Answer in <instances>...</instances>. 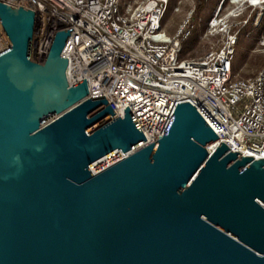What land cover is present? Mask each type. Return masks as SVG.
Listing matches in <instances>:
<instances>
[{
    "label": "water",
    "instance_id": "obj_1",
    "mask_svg": "<svg viewBox=\"0 0 264 264\" xmlns=\"http://www.w3.org/2000/svg\"><path fill=\"white\" fill-rule=\"evenodd\" d=\"M36 22L0 2V264H264V159L218 143L190 102L141 148L130 107L114 119L70 85L72 29L33 60Z\"/></svg>",
    "mask_w": 264,
    "mask_h": 264
},
{
    "label": "built area",
    "instance_id": "obj_2",
    "mask_svg": "<svg viewBox=\"0 0 264 264\" xmlns=\"http://www.w3.org/2000/svg\"><path fill=\"white\" fill-rule=\"evenodd\" d=\"M36 13L33 60L43 63L55 34L71 30L63 51L70 85L87 79L90 98L105 96L114 119L130 107L148 146L164 136L179 103L190 102L233 152L264 159V67L235 78L238 32L214 15L204 38L221 35L201 58L181 59L195 31L194 12L174 35L164 29L171 0H0ZM11 43L0 23V53ZM37 55V56H34Z\"/></svg>",
    "mask_w": 264,
    "mask_h": 264
},
{
    "label": "rangeland",
    "instance_id": "obj_3",
    "mask_svg": "<svg viewBox=\"0 0 264 264\" xmlns=\"http://www.w3.org/2000/svg\"><path fill=\"white\" fill-rule=\"evenodd\" d=\"M198 0H172L171 10L164 20V29L174 35L184 17L196 10ZM224 16L234 32H238V43L234 60L235 78L256 75L264 67V0H206L195 21L192 38L199 35L196 45L184 49V58H201L219 45L221 35L204 38L202 28L214 15ZM37 56V55H34Z\"/></svg>",
    "mask_w": 264,
    "mask_h": 264
},
{
    "label": "trees",
    "instance_id": "obj_4",
    "mask_svg": "<svg viewBox=\"0 0 264 264\" xmlns=\"http://www.w3.org/2000/svg\"><path fill=\"white\" fill-rule=\"evenodd\" d=\"M171 2H172V0H171ZM171 2H170V4H171ZM205 3H206V0H198V1H197L196 10H195V12H194V20H195V21H196V18L198 17V15H199L200 11H201L202 8L204 7ZM170 4H169V7H168V11H167L166 16H168V14H169V12H170V10H171V6H170ZM263 24H264V23H263ZM206 27H207V26L204 25V27L202 28V32H204V31L206 30ZM198 39H199V35H197L195 38H191L190 40H188L187 42L184 43L183 48H184V49H187V48H192V47H194V46L196 45ZM184 49H183V52H182V54H181V59H184V56H185V53H184L185 51H184ZM233 68H234V63H233Z\"/></svg>",
    "mask_w": 264,
    "mask_h": 264
},
{
    "label": "bare ground",
    "instance_id": "obj_5",
    "mask_svg": "<svg viewBox=\"0 0 264 264\" xmlns=\"http://www.w3.org/2000/svg\"><path fill=\"white\" fill-rule=\"evenodd\" d=\"M251 1L255 2L256 4L258 3V0H251ZM216 146H217V145H212V146H210V147H209V151H210V152H213V151L216 149ZM235 150L238 151V152H241L240 149H235ZM129 154H130V153H127V154L124 155V156L127 157Z\"/></svg>",
    "mask_w": 264,
    "mask_h": 264
}]
</instances>
